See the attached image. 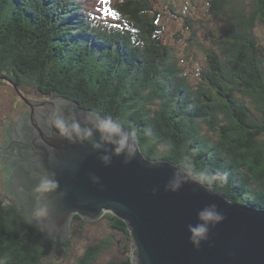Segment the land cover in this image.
<instances>
[{
  "label": "trees",
  "instance_id": "16d2710c",
  "mask_svg": "<svg viewBox=\"0 0 264 264\" xmlns=\"http://www.w3.org/2000/svg\"><path fill=\"white\" fill-rule=\"evenodd\" d=\"M95 1L0 0V83L118 118L150 158L225 175L215 190L264 210V0H109L105 11ZM163 18L183 30L167 37ZM0 259L133 264V239L111 212L75 214L66 239L46 235L4 190Z\"/></svg>",
  "mask_w": 264,
  "mask_h": 264
},
{
  "label": "water",
  "instance_id": "95a60500",
  "mask_svg": "<svg viewBox=\"0 0 264 264\" xmlns=\"http://www.w3.org/2000/svg\"><path fill=\"white\" fill-rule=\"evenodd\" d=\"M21 96L32 112L22 115L9 132L20 136L24 132L27 138L19 149L11 148L12 142L7 147L21 161L16 169L18 192L26 200H20L21 208L25 213L27 209L31 221L43 227L46 235L69 233L75 214L94 220L111 212L129 224L133 264H264V210L233 201L215 189L209 192L191 181L178 191H166L179 165L150 158L139 144L140 151L131 163L125 165L123 157L113 156L112 163L105 166L99 158L103 153L94 151L91 144L71 143L51 127L50 117L56 109L69 123L79 121L85 126L91 119L89 113L94 112L63 97L36 103ZM45 175L59 187L38 197L35 188ZM92 175L100 183H94ZM177 178L185 179L183 170L177 172ZM210 204L217 205L225 219L197 249L190 242L188 225L196 223L197 212ZM43 205L49 214L38 220L34 213Z\"/></svg>",
  "mask_w": 264,
  "mask_h": 264
},
{
  "label": "clouds",
  "instance_id": "9594fccd",
  "mask_svg": "<svg viewBox=\"0 0 264 264\" xmlns=\"http://www.w3.org/2000/svg\"><path fill=\"white\" fill-rule=\"evenodd\" d=\"M90 122L87 126L79 121L69 123L60 109L52 113L50 117L51 127L58 133L62 139H67L71 143H89L96 152L103 153L99 158L105 166L112 163V157H123V163L129 164L139 153V145L136 141L134 131H126L124 123L112 116H102L98 113H89ZM98 137V139H97ZM183 170L184 180L177 178V172ZM94 183H100L99 177L92 175ZM226 176L220 173L209 174L207 171H193L189 173L183 163H181L169 182L165 186L166 191H178L183 183L191 181L211 192L214 190L216 182H223ZM58 182L45 175L35 188L38 197L46 196L48 193L58 189ZM48 207L43 205L34 213L36 219H47ZM225 219L217 205L210 204L200 209L196 214V223L188 225L189 239L191 244L199 249L202 242L209 238L210 231L217 224ZM0 264H6V261L0 259Z\"/></svg>",
  "mask_w": 264,
  "mask_h": 264
},
{
  "label": "rangeland",
  "instance_id": "374dc122",
  "mask_svg": "<svg viewBox=\"0 0 264 264\" xmlns=\"http://www.w3.org/2000/svg\"><path fill=\"white\" fill-rule=\"evenodd\" d=\"M106 1H107V2H105L106 3V7L110 8L109 0H106ZM181 1H182V3H185V2L190 1V0H181ZM196 2L203 3L204 5H206V0H196ZM102 4H104V1L98 0V5L101 6ZM162 21H163V24L165 25V30H166V33H167V37L168 36H173L175 31H178L180 29L183 30L182 24L178 22V19H176L175 21H170V23H167V18H163ZM185 39H186V37L185 38L183 37L180 40V43H179L178 50H179V53L181 55L185 54V48H186V40ZM187 64H188L189 70L191 72H194L193 74L198 77V75L195 74V70L197 69L196 68L197 62H195V61L194 62L187 61ZM0 87H1V89H0V144H1V141L5 139L4 138L5 134H7L9 132V128L12 127L13 124L22 115H25L27 112H28L27 114H30L29 111L32 112V108H31V106L29 104H27L25 102V100L22 98V96L19 95L18 91H16V89L12 88L6 82H3L2 84L0 83ZM25 95H27V97L29 99L34 100L33 102H36V103H40V102H43V101H47V100H52L53 99V98H50V97H47V96H41L39 91L37 89H35V88H32L31 90H29ZM49 102H53V101H49ZM23 103H24V105H23ZM25 103H26L27 106L25 105ZM28 106H30L29 109L27 108ZM26 108L28 110L26 112L22 113V109L25 110ZM40 109H37V110H40ZM37 112L39 113L40 111H37ZM20 113H22V114H20ZM6 116H8V117H6ZM204 132H208V129H207L206 125H204ZM15 134H13V136H12V140H11L12 143H11L10 147L13 148V149H16V148L19 149L20 147H22V145H23V143L25 141V138H27V136H25L26 133H24V132L22 133L21 136L19 134H17V133H15ZM5 154L7 155V158H8L7 162H8L9 167L12 170L13 173H12V175H10V182H9L8 178H7V181H6L4 176L2 174L0 175V182L4 181V183H3L4 185L2 183H0V191H4L5 190L6 192H8V194H11L12 193L11 190H17L18 189L17 183H16V171L13 170V168L15 169V167H14L15 166V161L14 160L18 156L12 157L10 155V148H8V147H6ZM2 155H3V153H2ZM7 183H9L8 190H6V184ZM10 183H11V186H10ZM25 210H26V213H27V216L29 217V219L33 221L34 219L30 215V213L27 212V209H25ZM70 231H71V227H70ZM88 232H93V227L89 228ZM69 235H70V232L69 233L65 232L62 235L52 236V237L59 238L60 240H63V239H66L67 237H69Z\"/></svg>",
  "mask_w": 264,
  "mask_h": 264
},
{
  "label": "flooded vegetation",
  "instance_id": "af4514ba",
  "mask_svg": "<svg viewBox=\"0 0 264 264\" xmlns=\"http://www.w3.org/2000/svg\"><path fill=\"white\" fill-rule=\"evenodd\" d=\"M8 134L10 135V140H11V136H13V134L10 133V132H8ZM10 143H11V141H10ZM10 143H8V144L6 145V147H7ZM5 150H6V148H5ZM2 153H3V152H2ZM3 155H4V154H3ZM5 156H6V161H7V159H8V158H7V155L5 154ZM12 157H14V155H12ZM15 158H16V157H15ZM12 161H13V160H12ZM14 161H15V166H14V167H15V169H17V167H18L17 165H19L20 162H21V161H20V158L17 157ZM7 163H8V162H7ZM15 169L13 168L14 171H16ZM12 173H13L12 170H9V173H8V172H5L4 177L6 178V181H7V178H8V180H9V182H10V175H12ZM7 184H9V183H7ZM10 186H11V183H10ZM18 187H19V186H18ZM18 190H19V188H18L17 190H11V192H12L13 195H16V196L18 197V199L21 200L22 203H25L26 200H25L24 198H22V197H23V193L20 194V193L18 192ZM20 195H21L22 197H21Z\"/></svg>",
  "mask_w": 264,
  "mask_h": 264
}]
</instances>
